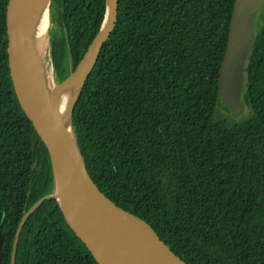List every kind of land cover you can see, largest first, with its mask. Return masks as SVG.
Segmentation results:
<instances>
[{
  "label": "trees",
  "instance_id": "16d2710c",
  "mask_svg": "<svg viewBox=\"0 0 264 264\" xmlns=\"http://www.w3.org/2000/svg\"><path fill=\"white\" fill-rule=\"evenodd\" d=\"M7 3L0 0V264H10L25 213L56 186L49 153L13 90ZM235 6L119 0L117 26L73 113L74 139L102 191L188 264H264V10L249 114L235 115L219 94ZM105 11L106 0H52L56 83L78 66ZM14 264L99 263L60 202L47 199L24 221Z\"/></svg>",
  "mask_w": 264,
  "mask_h": 264
},
{
  "label": "water",
  "instance_id": "95a60500",
  "mask_svg": "<svg viewBox=\"0 0 264 264\" xmlns=\"http://www.w3.org/2000/svg\"><path fill=\"white\" fill-rule=\"evenodd\" d=\"M52 0H8L6 40L10 77L18 104L47 149L55 191L41 197L25 213L13 240L10 264L21 228L43 201L57 199L71 229L86 244L99 264H188L177 255L146 220L126 210L105 194L91 175L73 135V113L96 66L100 53L118 23L119 0H106L100 29L78 66L61 82L54 81L50 61ZM264 0H236L228 50L221 70L219 94L235 115L249 114L247 93L256 47V17ZM48 12L49 44L38 51V24ZM65 98L64 108L62 100Z\"/></svg>",
  "mask_w": 264,
  "mask_h": 264
},
{
  "label": "bare ground",
  "instance_id": "6f19581e",
  "mask_svg": "<svg viewBox=\"0 0 264 264\" xmlns=\"http://www.w3.org/2000/svg\"><path fill=\"white\" fill-rule=\"evenodd\" d=\"M38 29L36 33V43L38 46V51L40 53H43L48 47L49 44V37H48V28H49V17H48V12L46 11L39 24H38ZM62 107L61 109L64 108L65 105V98L62 100Z\"/></svg>",
  "mask_w": 264,
  "mask_h": 264
},
{
  "label": "rangeland",
  "instance_id": "374dc122",
  "mask_svg": "<svg viewBox=\"0 0 264 264\" xmlns=\"http://www.w3.org/2000/svg\"><path fill=\"white\" fill-rule=\"evenodd\" d=\"M49 69L51 70V66L48 64ZM225 112L229 114V111L226 109ZM228 116V115H227Z\"/></svg>",
  "mask_w": 264,
  "mask_h": 264
}]
</instances>
